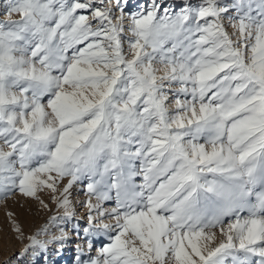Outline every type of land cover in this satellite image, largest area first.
I'll use <instances>...</instances> for the list:
<instances>
[{
  "label": "snow or ice",
  "instance_id": "6c2138e0",
  "mask_svg": "<svg viewBox=\"0 0 264 264\" xmlns=\"http://www.w3.org/2000/svg\"><path fill=\"white\" fill-rule=\"evenodd\" d=\"M131 7L0 0V203L63 210L30 236L7 212L18 255L264 264V0Z\"/></svg>",
  "mask_w": 264,
  "mask_h": 264
},
{
  "label": "rangeland",
  "instance_id": "374dc122",
  "mask_svg": "<svg viewBox=\"0 0 264 264\" xmlns=\"http://www.w3.org/2000/svg\"><path fill=\"white\" fill-rule=\"evenodd\" d=\"M135 3L136 0H131L132 7L130 10H135ZM15 18V17H14ZM5 19L3 8H0V20ZM82 195H85L84 191H80ZM77 191L74 192L76 194ZM84 197V196H82ZM23 197L16 195L11 198H9L6 202L0 203V264H5L7 261L8 264L14 263V259H17V264H32L30 261V257H21L18 255V253L21 251L22 247L27 244V240L23 243L22 241L16 239V234L11 230V223L9 221V218L7 217V212H13L15 214V219L20 223H22V220L24 219V215L27 212L26 206L23 204ZM86 199V197H85ZM82 210H79V213ZM3 215H6L3 217ZM82 218H78L76 215L72 221L66 225V228H71L72 225L75 223H79L81 228L86 226L87 222L84 219V214L82 213ZM49 221H47L48 223ZM22 227V226H21ZM72 239L75 241V236L72 237ZM27 242V243H26ZM24 244V245H23ZM73 245V244H72ZM99 243L96 245V247H99ZM75 250H72V256L70 258H60L56 264H74V256H75ZM92 255H95V252L92 253ZM50 258L53 259V257L50 254ZM20 259V260H19ZM66 259V260H65ZM22 260V261H21ZM12 262V263H11ZM38 264H43V260L41 259Z\"/></svg>",
  "mask_w": 264,
  "mask_h": 264
},
{
  "label": "bare ground",
  "instance_id": "6f19581e",
  "mask_svg": "<svg viewBox=\"0 0 264 264\" xmlns=\"http://www.w3.org/2000/svg\"><path fill=\"white\" fill-rule=\"evenodd\" d=\"M75 191H77L76 194H74ZM80 191H82L81 187L79 185L75 186L73 191H72V197H71V199L73 201V206H74V209H75V212H76V215L78 216V218H82V216H83L82 213L84 214L87 211L83 207V201L85 200L86 195H82ZM82 196H84V197H82ZM44 198H45V201L48 202V197H47L46 193L44 194ZM21 200H23V204H24V206H26V209H27V212L24 215V219L22 220V223H21L22 229H23L26 236L34 235L38 229L42 228L46 224L48 225V227L50 228L51 231H53V232L57 231V226L49 224V223H47V221H49L52 216L63 215L62 209H58L55 204L50 203V211H46V210L41 209L40 205L38 203H36L35 201L26 200L25 198L21 199ZM79 210H82V211L79 213ZM5 216L6 215H3V217H5ZM57 223L59 224V226L65 227L66 231L70 230V228L67 229L66 225H64L63 223H61L59 221ZM38 239L43 240V239H45V237L40 236V237H38ZM72 250H74V245L69 244L67 246V249L62 254V256L56 257L54 255H51L53 257L52 260L55 261V264H56L57 261L62 257L63 258H70V256H72ZM28 256L30 257V261L32 262L33 258L31 256V254L29 253ZM17 260H18V258L14 259V263H12V262L11 263L17 264ZM37 264H38V262H37Z\"/></svg>",
  "mask_w": 264,
  "mask_h": 264
}]
</instances>
